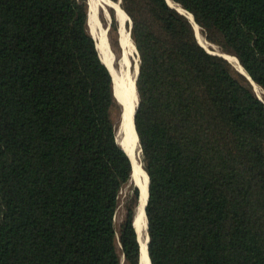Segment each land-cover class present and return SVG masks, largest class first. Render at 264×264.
Returning a JSON list of instances; mask_svg holds the SVG:
<instances>
[{
  "label": "trees",
  "instance_id": "obj_1",
  "mask_svg": "<svg viewBox=\"0 0 264 264\" xmlns=\"http://www.w3.org/2000/svg\"><path fill=\"white\" fill-rule=\"evenodd\" d=\"M120 1L139 54L150 264H264V96L251 83L264 92V0H171L250 79L166 0ZM87 15V0H0V264L140 263L122 108Z\"/></svg>",
  "mask_w": 264,
  "mask_h": 264
},
{
  "label": "bare ground",
  "instance_id": "obj_2",
  "mask_svg": "<svg viewBox=\"0 0 264 264\" xmlns=\"http://www.w3.org/2000/svg\"><path fill=\"white\" fill-rule=\"evenodd\" d=\"M88 2V25L90 28V35L93 38V40L96 41V49L98 51V55L102 61V63L106 66V68L111 72V64L109 61V55H108V44L105 36V32L103 30L99 29L98 25V8L101 4L109 5L114 8L116 19L119 22L120 29H121V35L123 42H130L127 33L124 31V21L121 14V10L119 7L118 2L117 3H111L107 0H87ZM169 5L171 7H174L179 13L185 15L191 25L193 26L195 37L200 42V46L207 51L206 49H213L216 52H219L217 48L211 46L208 44V42H205L204 38L201 35L200 28L195 24V22L192 19V16L185 12L181 7L178 5H174L171 2H169ZM123 11V10H122ZM124 12V11H123ZM126 34V36L124 35ZM211 51V50H210ZM208 52V51H207ZM223 53V52H222ZM223 57L229 61L233 65L235 69H237L238 72H245L243 69L239 66L237 61L230 55H223ZM136 76V71H134L131 80L129 82V85L126 87L127 94H128V100L124 101L123 103V112H122V130H123V138L121 139V146L123 147L124 151L129 155L131 159L132 164V175L133 178H136L138 176H141L142 179L139 181V190H140V198H139V204H138V210L134 219V226L137 230L138 239L140 243V264H149L147 253H146V234L144 231L145 228V217H144V204L145 199L147 196V175L146 173L141 169L137 156H135L134 153V146L136 142V135L133 129L132 124V115L133 111L135 109L136 105V93H135V87H134V80ZM251 81V80H250ZM115 82V81H114ZM253 90H257L258 94L260 91L257 88V85L252 83ZM117 87V86H116ZM255 88V89H254ZM257 96V95H256ZM259 98V97H258ZM120 128V129H121ZM138 184V183H137Z\"/></svg>",
  "mask_w": 264,
  "mask_h": 264
},
{
  "label": "rangeland",
  "instance_id": "obj_3",
  "mask_svg": "<svg viewBox=\"0 0 264 264\" xmlns=\"http://www.w3.org/2000/svg\"><path fill=\"white\" fill-rule=\"evenodd\" d=\"M107 1H109L111 3L119 2V0L118 1L107 0ZM119 7H120V4H119ZM120 10L122 11L121 7H120ZM111 11L115 15V10H114L113 7H111L109 5H104V4H101L99 6V8H98V25H99V29L103 30L105 32V36H106V40H107V44H108L109 61H110V64H111V72H112V74L110 73V75L112 77V82H113V85H114L113 86V92H114V89H115L116 96L118 98V102L121 104V108H122V112H123V106H124L123 103H124V101L128 100V98H127L128 94H127L126 87L129 85V82L131 80V77H132L134 71L137 72V67L139 66V54H138V51H137V49L135 47V44H134V42H133V40L131 38V35H130L131 27H132V21H131L130 17L126 13H124L123 11H122V13H123L124 19H125V20H123L124 21L123 22L124 23V28L123 29H124L125 33H127V36L129 38L130 42L129 41L128 42H123L122 35L120 33L121 32L120 31L121 30L120 29V25H119V22L116 19V15H115V20H116L117 27H118L117 28L118 29L117 30V43H118V46H117V48H113L110 45L107 33H108L109 24H110V21H111V15H110ZM88 26L89 25H87V27ZM89 30H90V28L88 27V31ZM200 32H201V30H200ZM125 33H124V35L126 36ZM201 35H202V32H201ZM202 37L204 38L203 35H202ZM204 40H205V38H204ZM94 42L96 43L95 40H94ZM205 42H207V41L205 40ZM208 44L213 46V47H215V48H217L215 45H212L209 42H208ZM95 46H96V44H95ZM206 50L208 52H210V53H215L216 52L213 49H206ZM135 78H136V76H135ZM257 88L260 91V93L258 94L257 90L254 88L255 89L254 90L255 94L259 97V99H263V96H264L263 90L260 87H258V86H257ZM121 127H122V114H121V123H120L119 129H118V132H117V139H118V142L120 143V145H121V139L123 138V130H122ZM134 153H135V156H137V159H138V162H139L140 149H139V144L138 143L136 144V142H135V146H134ZM139 165L141 167L140 162H139ZM141 169H142V167H141ZM132 177H133V175H132ZM141 179H142L141 176L133 178V182L132 183L138 187L139 186V181ZM144 231H145V228H144ZM145 234H146V231H145Z\"/></svg>",
  "mask_w": 264,
  "mask_h": 264
},
{
  "label": "water",
  "instance_id": "obj_4",
  "mask_svg": "<svg viewBox=\"0 0 264 264\" xmlns=\"http://www.w3.org/2000/svg\"><path fill=\"white\" fill-rule=\"evenodd\" d=\"M168 1L169 2H171L172 4H174L171 0H166V2L168 3ZM120 0H119V2H118V4H120ZM168 5H169V3H168ZM175 5V4H174ZM170 6V5H169ZM171 7V6H170ZM174 10H176L174 7H172ZM177 11V10H176ZM185 11V10H184ZM178 12V11H177ZM186 12V11H185ZM179 13V12H178ZM181 14V13H180ZM181 15H183V14H181ZM184 17H186L185 15H183ZM187 18V17H186ZM192 19H193V17H192ZM193 21H194V19H193ZM197 25V24H196ZM207 52V51H206ZM208 53H210V52H208ZM210 54H213V55H217V56H220V57H222V58H224L223 57V55H228V54H224V53H221V52H215V53H210ZM225 59V58H224ZM226 60V59H225ZM227 61V60H226ZM228 63H229V61H227ZM231 64V63H230ZM105 66V65H104ZM231 66L233 67V65L231 64ZM106 67V66H105ZM234 68V67H233ZM242 68V67H241ZM235 69V68H234ZM108 70V69H107ZM236 70V69H235ZM109 71V70H108ZM237 71V70H236ZM244 71V70H243ZM238 72V71H237ZM110 73V72H109ZM240 74H242L243 76H245V77H247L248 79H250L249 77H248V75L244 72H239ZM137 75H138V67H137V72H136V78H135V80H134V87H135V93H136V79H137ZM251 83H253V82H251ZM119 103V102H118ZM120 104V103H119ZM137 105H138V97H137V93H136V105H135V109H134V111H133V115H132V124H133V129H134V132H135V135H136V138H137V134H136V130H135V125H134V116H135V112H136V108H137ZM120 106H121V104H120ZM137 140V143H138V138L136 139ZM139 144V143H138ZM122 147V146H121ZM123 148V147H122ZM124 150V149H123ZM125 152V151H124ZM126 153V152H125ZM126 155L128 156V158H129V160H130V162H131V159H130V157H129V155L126 153ZM147 179H148V177H147ZM136 186V185H135ZM137 187V186H136ZM138 189H139V187H137ZM139 193H140V190H139ZM147 201H148V180H147V196H146V200H145V204H144V208H143V212H144V217H145V207H146V204H147ZM146 228H147V225H146V217H145V231H146ZM147 243H148V236H147V233H146V253H147V258H148V261H149V264H150V260H149V256H148V251H147ZM140 264V263H139Z\"/></svg>",
  "mask_w": 264,
  "mask_h": 264
}]
</instances>
